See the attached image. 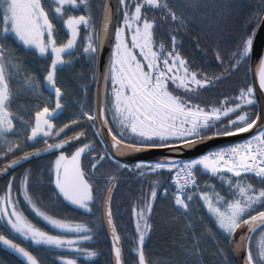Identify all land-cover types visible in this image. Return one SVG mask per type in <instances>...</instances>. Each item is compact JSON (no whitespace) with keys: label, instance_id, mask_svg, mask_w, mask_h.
<instances>
[{"label":"snow or ice","instance_id":"1","mask_svg":"<svg viewBox=\"0 0 264 264\" xmlns=\"http://www.w3.org/2000/svg\"><path fill=\"white\" fill-rule=\"evenodd\" d=\"M247 7L251 4L243 0H118L113 26L112 8L105 0L102 27L97 31L90 0H0V177L6 182L0 194V248L5 255L16 259V264H43L31 248L48 253L56 264H78L81 258L93 261L100 255L86 246L97 229L50 214L31 180L28 162L51 154L55 156L49 165L53 197L87 214L102 208L100 227L110 235L115 264H122V247L111 202L122 170L151 178L150 192L139 210L133 209L136 235L131 250L136 264H162L145 254L146 239L153 231L149 217L158 193L161 199L170 200L184 221L172 241L178 256H172L170 264H203L208 241L215 246L212 255L218 264H264V34L260 32L264 0H256L247 17L252 27L226 63L220 51L214 50L222 69L219 74L193 70L180 52L178 39L192 25L215 43L224 37L234 15ZM81 8V14H74ZM110 26L112 42L101 70L99 58ZM61 27L66 40L59 39ZM82 30L79 49L88 61L97 92L92 105L81 106L57 126L55 121L65 120L66 95L58 86L57 73L74 67ZM254 55L258 88L245 83L237 95L225 97L218 106L202 107L196 102L200 89L250 70ZM26 59L46 66L42 79L27 71ZM22 89L37 100L48 92L54 107L34 106L31 114H21L13 108V99ZM81 121L88 122L101 146L99 153L91 140H81H87L84 131L61 136ZM254 128L242 141L194 158L164 155L131 164L119 159L152 150L179 153ZM104 161L115 172L103 187L94 188L93 173ZM21 168L24 171L18 177ZM198 175L218 179L225 193L207 183L202 186ZM21 198L26 207H21ZM257 230L260 240L253 250L251 238ZM229 253L238 259L230 260Z\"/></svg>","mask_w":264,"mask_h":264},{"label":"trees","instance_id":"2","mask_svg":"<svg viewBox=\"0 0 264 264\" xmlns=\"http://www.w3.org/2000/svg\"><path fill=\"white\" fill-rule=\"evenodd\" d=\"M105 0H90L92 21L95 24L96 30L99 31L102 16L103 4ZM244 3H250L251 7H247L237 12L234 17L229 21L225 35L222 39L210 41L207 36L201 33L197 28L189 25L185 33L178 39L181 42L180 52L183 57L187 59L191 68L201 73H206L209 76L219 74L221 67L218 66L217 61L214 59V50H219L221 56L227 62L232 52L236 51L237 43L243 38L244 34L252 27L247 23L249 13L255 7L256 0H243ZM83 9L76 10L74 14H81ZM84 36L83 30L79 43H77V51L79 53L78 60L74 61V67L71 71H64L57 73V83L62 90L66 91L63 97L65 103V120L55 121L57 126H62L63 122L80 110L81 106L87 109L93 104V91L95 82L92 79L91 71L88 61L79 49V44ZM59 39L66 40L65 30L61 27L59 32ZM200 47L197 48L196 45ZM25 67L27 71L34 73L38 78L43 77L45 74V65L39 60L32 61L26 59ZM245 83H251L250 70L241 71L238 75H231L223 81L215 82V86H206L204 89L199 90V97L196 102L201 103V106L214 105L218 106L225 97H234L238 94L239 89ZM43 91V89H41ZM86 90V94H85ZM55 100L50 98L48 92H44L43 99L37 100L35 96L31 95L27 89H22L20 94L13 99V108L21 114L29 115L34 109V106H49L54 107ZM34 119V116H33ZM111 126V125H110ZM77 131H84L88 140L93 142V147L97 153L101 151V146L95 141L93 132L88 128V122L81 121L80 125H70L61 133L64 135H73ZM7 158H5L6 160ZM55 157L40 160L32 163L30 166L32 171L31 180L35 184L44 197L45 206L50 214L60 218H67L73 222H82L97 229V234L93 237L91 242L86 246L90 250L99 252V257L93 261L84 260L81 258L78 264H112L111 249L108 236L105 228L100 227V217L102 208H93V214L83 213L81 210H74L67 202L56 200L52 193L54 185L50 182L49 165L54 161ZM82 162L86 160V154L81 157ZM98 170L94 171L92 179L94 188L99 185L103 187L107 177L115 172V167L104 161L98 166ZM24 169L22 168L17 172V176L22 175ZM167 177V174H166ZM165 177V179H166ZM198 182L203 186L204 183L213 185L217 191L222 195L226 189L221 185V182L216 178L198 175ZM170 183V181H166ZM259 187V185H256ZM6 187L4 181L0 185V194H3ZM151 178L138 177L127 171H120L117 174L116 187L113 190L111 208L113 212V219L117 226V232L121 236V247L124 264H136L132 241L135 239V223L136 218L133 214V209L137 211L141 205V200L150 192ZM16 189V182H14V192ZM102 195V194H101ZM51 198V200L49 199ZM200 214L203 216L205 222L208 221V216L205 210L201 207ZM31 218V217H30ZM152 223L153 231L150 234V239H146V258L151 259L153 262L160 261L162 264H170L172 256H178V253L172 248V241L178 235L183 226V219L179 217L169 199H161L158 193L157 201L153 208V214L149 217ZM39 223V222H38ZM42 227H46L41 224ZM215 230V229H214ZM260 240L259 230L254 233L251 238V245L253 250ZM22 243V241H21ZM206 251L203 254V264H218V258L212 255L215 246L208 241L205 245ZM38 259L43 261V264H56L48 253L38 252L35 248H31ZM65 255H71L65 253ZM229 259L232 260V255L229 253ZM0 264H16V259L11 256L5 255L0 250Z\"/></svg>","mask_w":264,"mask_h":264},{"label":"water","instance_id":"3","mask_svg":"<svg viewBox=\"0 0 264 264\" xmlns=\"http://www.w3.org/2000/svg\"><path fill=\"white\" fill-rule=\"evenodd\" d=\"M107 3L112 8V13H113L112 25L114 26L117 22L116 8L118 6V0H107ZM102 23H103V17H102L100 29L102 27ZM260 32H261V34H264V23L260 24ZM112 36H113V27L110 26L109 32H108V39L105 41V47L103 50V54L99 58L101 70L103 69L105 58L109 53L108 44L112 42ZM257 47H258V44H257ZM256 63L257 62H256V58L254 55L253 60L251 61V65H250V79H251V83L253 84V86L258 88V83H256V71H257ZM96 92H97V85H95V89L93 91V100H94V97L96 95ZM257 95H259V92H257ZM258 124H259V122H258ZM254 131H255V128L253 130H251L249 133L240 134V136L213 139V140L208 141L206 144L198 145L195 149L185 150V151L179 152V153H172V152H169L168 150H152L150 152H145V153H141V154H135V155L125 156V157H120L119 159H121L123 162H127V163L131 164V163H134L138 160H155L158 157H162L164 155L172 156L175 159L194 158L200 154H203L207 150L214 149V148L219 147V146H225V145L232 143V142L242 141L244 138L251 136ZM81 140H84V138L81 137ZM73 143L79 145L80 141H74ZM51 157H54V156L49 154L48 156H46L43 159H47V158H51ZM32 163H35V162H28V165H30ZM21 169H19V170H21ZM4 181H5V179L3 177H0V185ZM105 231H106V229H105ZM106 234L108 236V240L110 243V249H111L112 241H111L110 235L107 233V231H106ZM0 250L3 251L2 248H0ZM240 255L242 256L243 253H240ZM111 257H112V264H115L114 254H113L112 250H111ZM232 258L238 259V257L234 258L233 256H232ZM122 264H124L123 255H122Z\"/></svg>","mask_w":264,"mask_h":264},{"label":"rangeland","instance_id":"4","mask_svg":"<svg viewBox=\"0 0 264 264\" xmlns=\"http://www.w3.org/2000/svg\"><path fill=\"white\" fill-rule=\"evenodd\" d=\"M80 36H81V33H80ZM79 39H80V37L78 38L77 43H79ZM54 160H55V159H54ZM21 207H26V206L24 205V203H23L22 198H21ZM27 214L31 217V214H30V213H27Z\"/></svg>","mask_w":264,"mask_h":264}]
</instances>
